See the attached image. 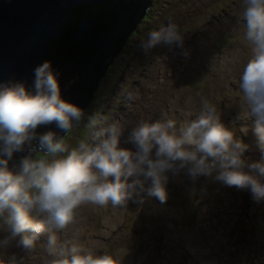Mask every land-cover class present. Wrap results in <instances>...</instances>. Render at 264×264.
<instances>
[{"label":"clouds","instance_id":"obj_1","mask_svg":"<svg viewBox=\"0 0 264 264\" xmlns=\"http://www.w3.org/2000/svg\"><path fill=\"white\" fill-rule=\"evenodd\" d=\"M238 7L246 22L243 35L250 55L235 94L241 117L255 118L264 147V0H239ZM161 44L183 49L184 36L175 23L149 31L141 47L147 54ZM57 76L44 61L34 69L31 91L22 82L0 84V250L28 252L47 232L46 243L40 245L49 257L47 264H117L113 255L81 245L79 230L63 241L55 230L64 233L77 224L84 205L122 208L143 191L166 202L169 172L184 173L193 181L211 177L225 186L250 190L257 202L264 200V161L245 158L249 146L224 126L207 99L201 98L199 110L189 111L188 119L179 124L167 113L137 123L127 140L135 151L120 147L125 128L119 122L99 127L94 116L88 119V138L70 147L65 138L79 126L84 112L62 98ZM53 123L64 137L53 131L37 134L39 126ZM34 140L36 156L23 157L18 171L10 169L14 153L31 147ZM3 264H24V257L10 251Z\"/></svg>","mask_w":264,"mask_h":264},{"label":"rangeland","instance_id":"obj_2","mask_svg":"<svg viewBox=\"0 0 264 264\" xmlns=\"http://www.w3.org/2000/svg\"><path fill=\"white\" fill-rule=\"evenodd\" d=\"M238 3L239 0H154L102 76L96 102L79 124L80 131L72 130L66 143L74 147L87 139L88 119L94 116L99 127L119 122L125 128L120 147L135 151L127 140L137 123L155 121L161 119L162 113H167L179 124L188 119L189 111H198L200 99L205 98L216 106L227 129L237 127L235 138L249 146L245 158L250 162L263 161L264 147L259 144L255 131L256 120L241 117L239 98L235 96L239 76L250 55L243 35L246 22L240 19ZM169 21L175 23L184 36L183 49L161 44L146 54L141 42L147 39L149 31ZM211 28L221 36L211 37ZM129 93H133L132 99L128 98ZM189 98L192 103H188ZM167 175L169 199L166 202L161 203L143 191L122 208L110 204L106 207L84 205L79 210L78 223L64 233L55 230L57 236L63 241L79 230L77 239L81 245L98 254L113 255L117 264H264V200L256 202L250 190L228 187L211 177H200L195 182L184 173ZM261 182L264 183V178ZM47 237V232L42 234L36 247L28 252L0 250V264L10 251L22 255L24 264H47L49 257L40 246L46 243Z\"/></svg>","mask_w":264,"mask_h":264},{"label":"water","instance_id":"obj_3","mask_svg":"<svg viewBox=\"0 0 264 264\" xmlns=\"http://www.w3.org/2000/svg\"><path fill=\"white\" fill-rule=\"evenodd\" d=\"M152 0H0V84L22 82L33 89L34 69L49 61L62 98L83 111L129 34L146 16ZM63 137L56 125H42ZM35 149V151H33ZM38 141L14 153L18 171Z\"/></svg>","mask_w":264,"mask_h":264},{"label":"bare ground","instance_id":"obj_4","mask_svg":"<svg viewBox=\"0 0 264 264\" xmlns=\"http://www.w3.org/2000/svg\"><path fill=\"white\" fill-rule=\"evenodd\" d=\"M208 29V28H207ZM134 31V30H133ZM206 34V33H205ZM225 34V33H224ZM218 36H221V34L220 33H218L217 31H216V29H214V28H211V37H213V38H215V37H218ZM123 48V47H122ZM121 50V49H120ZM193 50V49H192ZM194 52H197V51H195L194 50ZM248 53H250V52H248ZM245 54V53H244ZM234 55V54H233ZM246 57V56H245ZM248 58V57H247ZM239 59H240V57H239ZM240 62H242V61H240ZM223 63V62H222ZM223 72V71H222ZM213 75V74H212ZM230 77V76H229ZM101 81H102V79L100 80V82H99V84L97 85V87H96V89H95V91H94V93L93 94H96V90L102 85V83H101ZM232 81V80H231ZM233 85V84H232ZM93 94H92V97H93ZM189 94V93H188ZM229 94V93H228ZM187 96V95H186ZM225 96V95H224ZM236 96V95H235ZM220 98V97H219ZM228 103V102H227ZM188 108V107H187ZM184 109V108H183ZM236 109V108H235ZM239 110V109H238ZM232 119V118H231ZM234 120V119H233ZM249 123V122H248ZM231 124H232V122H231ZM236 128L237 127H235L234 128V126H233V128H232V132L234 133V136L237 134V132H236ZM256 128V127H255ZM252 129V128H251ZM248 132V131H247ZM237 137V136H236ZM241 138V137H240ZM246 139V138H245ZM251 139H253V138H251ZM248 141V140H247ZM247 141H246V143H247ZM250 141V140H249ZM250 143V142H249ZM254 144V143H253ZM258 145V144H257ZM254 146V145H253ZM261 149V148H260ZM261 153V152H260ZM256 154V153H255ZM257 157V156H256ZM264 157V156H263ZM263 161H264V159H263ZM174 176V175H173ZM179 176H180V174H179ZM185 177V176H184ZM187 178V177H186ZM186 178H184V179H186ZM189 178V177H188ZM179 179H181V178H179ZM200 180V179H199ZM180 181V180H179ZM189 181V180H188ZM204 181V180H203ZM182 182V181H181ZM196 182V181H195ZM193 183V182H192ZM168 184V183H167ZM175 184V183H174ZM180 184V183H179ZM183 184V183H182ZM199 184V183H198ZM202 184H203V182H202ZM206 183H204V185H205ZM181 185V184H180ZM186 185V184H185ZM189 185V184H188ZM203 185V186H204ZM179 186V185H178ZM202 186V187H203ZM215 186V185H214ZM176 187H177V185H176ZM195 188V187H194ZM198 188V187H197ZM207 188V187H206ZM174 189V188H173ZM182 189V187L180 188V190ZM192 189V188H191ZM225 189H227V188H225ZM176 190H179V189H177L176 188ZM184 190V189H183ZM188 190V189H187ZM242 190V189H241ZM182 191V190H181ZM185 191V190H184ZM190 191V190H189ZM207 191V190H206ZM206 191H204V192H206ZM226 191V190H225ZM188 192V191H187ZM200 192V191H199ZM171 193H173L172 191H171ZM176 193V192H175ZM179 193V192H178ZM181 193V192H180ZM185 193V192H184ZM189 193V192H188ZM188 193H186V194H188ZM196 193V192H195ZM203 193V192H202ZM142 194V193H141ZM146 194V193H145ZM168 194V193H167ZM208 194V193H207ZM173 195V194H172ZM180 195V194H179ZM190 195V194H189ZM211 195V194H210ZM141 196V195H140ZM182 196H183V194H182ZM185 196V195H184ZM183 196V197H184ZM193 196V195H192ZM151 197V196H150ZM169 197V196H168ZM189 197V196H188ZM187 197V198H188ZM202 197V196H201ZM135 198V197H134ZM190 198H191V196H190ZM195 198V197H194ZM221 198V197H220ZM147 199V198H146ZM153 199H154V197H153ZM169 199V198H168ZM184 199H186V198H184ZM176 200H178V199H176ZM207 200H209V199H207ZM136 201V200H135ZM146 201V200H145ZM153 201V200H152ZM171 201V200H170ZM188 201V200H187ZM186 201V202H187ZM194 201V200H193ZM252 201V200H251ZM139 202V201H138ZM141 202V201H140ZM169 202V201H168ZM206 202V201H205ZM204 202V203H205ZM254 202V201H253ZM257 202V201H256ZM172 203V202H171ZM186 204V203H185ZM131 205V204H130ZM135 204H133V206H134ZM138 205V204H137ZM146 205V204H145ZM182 205V204H181ZM155 206H156V204H155ZM158 206V205H157ZM184 206V205H183ZM206 206V205H205ZM132 207V206H131ZM181 207V206H180ZM226 207H227V205H226ZM252 207V206H251ZM128 208V207H127ZM151 208V207H150ZM192 208V207H191ZM197 208V207H196ZM208 208V207H207ZM155 209V208H154ZM166 209H167V207H166ZM166 209H164V210H166ZM171 209H172V207H171ZM170 209V210H171ZM178 209V208H177ZM183 209V208H182ZM211 209V208H210ZM159 210V209H158ZM189 210V209H188ZM187 210V211H188ZM228 210V209H227ZM147 211V210H146ZM150 211V210H149ZM182 211V210H181ZM186 211V212H187ZM240 211H242V210H240ZM260 211V210H259ZM167 212V211H166ZM195 212H196V210H195ZM213 212V211H212ZM173 213H174V211H173ZM177 213V212H176ZM183 213V212H182ZM257 213V212H256ZM260 213V212H259ZM132 214H134V213H132ZM148 214V213H147ZM156 214V213H155ZM167 214V213H166ZM181 214V213H180ZM190 214H192V213H190ZM230 214H231V212H230ZM241 214V213H240ZM258 214V213H257ZM264 214V213H263ZM160 215V214H159ZM174 215H175V213H174ZM183 215V214H182ZM186 215V214H185ZM199 215H200V213H199ZM209 215V214H208ZM128 216H130V215H128ZM148 216V215H147ZM155 216V215H154ZM157 216V215H156ZM168 216V215H167ZM169 216H170V214H169ZM132 217V216H131ZM177 217V216H176ZM233 217H234V215H233ZM238 217V216H237ZM150 218V217H149ZM162 218V217H161ZM180 218V217H179ZM188 218V217H187ZM229 218H231V217H229ZM256 218V217H255ZM159 219V218H158ZM169 219V218H168ZM184 219V218H183ZM196 219V218H195ZM143 220V219H142ZM157 220V219H156ZM203 220V219H202ZM259 220V219H258ZM264 220V219H263ZM92 221V220H91ZM96 221V220H95ZM129 221V220H128ZM152 221V220H151ZM173 221V220H172ZM207 221V220H206ZM218 221V220H217ZM86 222V221H85ZM88 222V221H87ZM170 222V221H169ZM264 222V221H263ZM133 223V222H132ZM138 223V222H137ZM176 223V222H175ZM182 223V222H181ZM184 223V222H183ZM185 223H188V222H185ZM191 224H192V222H190ZM214 223V222H213ZM225 223V222H224ZM231 223H232V221H231ZM262 223V222H261ZM164 224V223H163ZM116 225H117V223H116ZM116 225H115V227H116ZM184 225V224H183ZM190 225V224H189ZM188 225V226H189ZM202 225V224H201ZM214 225V224H213ZM234 225V224H233ZM87 226H89V225H87ZM113 226V225H112ZM177 226V225H176ZM180 226H182V225H180ZM220 226V225H219ZM128 227V226H127ZM133 227V226H132ZM154 227V226H153ZM202 227V226H201ZM200 227V228H201ZM218 227V226H217ZM156 228V227H155ZM256 228V227H255ZM90 229V228H89ZM126 229V228H125ZM131 229V228H130ZM169 229V228H168ZM175 229V228H174ZM190 229V228H189ZM254 229V228H253ZM257 229H258V227H257ZM101 230H103V229H101ZM158 230V229H157ZM182 230V229H181ZM185 230V229H184ZM192 231H193V229H191ZM203 230V229H202ZM107 231V230H106ZM127 231V230H126ZM167 231H169V230H167ZM221 231V230H220ZM254 231V230H253ZM97 231H95V233H96ZM108 232V231H107ZM117 232V231H116ZM158 232V231H157ZM211 232V231H210ZM223 232V231H222ZM227 232H228V230H227ZM264 232V231H263ZM119 233V232H118ZM121 233V232H120ZM131 233V232H130ZM159 233V232H158ZM179 233H182V232H179ZM258 233V232H257ZM86 234V233H85ZM127 234V233H126ZM135 234V233H134ZM162 234H164V233H162ZM172 234V233H171ZM237 234V233H236ZM239 234V233H238ZM253 234V233H252ZM256 234V233H255ZM118 235V234H117ZM116 235V236H117ZM145 235V234H144ZM168 235H169V233H168ZM202 235V234H201ZM200 235V236H201ZM230 235V234H229ZM90 236V235H89ZM99 236V235H98ZM108 236V235H107ZM186 236V235H185ZM121 237V236H120ZM147 237V236H146ZM195 237V236H194ZM193 237V238H194ZM91 238V237H90ZM123 238V237H122ZM167 238V237H166ZM93 240H95L94 238H92ZM98 239H100V238H98ZM165 239V238H164ZM196 239V238H195ZM47 240V239H46ZM91 240V239H90ZM97 240V239H96ZM186 240V239H185ZM204 240V239H203ZM259 240V239H258ZM257 240V241H258ZM109 241V240H108ZM111 241V240H110ZM146 241V240H145ZM207 241V240H206ZM254 241V239L252 240V242ZM104 243V242H103ZM178 243V242H177ZM214 243V242H213ZM84 244V243H83ZM88 244V243H87ZM173 244V243H172ZM254 244V243H253ZM104 245H105V243H104ZM126 245V244H125ZM171 245V244H170ZM218 245V244H217ZM131 246V245H130ZM164 246V245H163ZM173 246H175V245H173ZM143 247V246H142ZM151 247V246H150ZM217 247V246H216ZM137 248V247H136ZM180 248V247H179ZM212 248V247H211ZM99 249V248H98ZM109 249V248H108ZM126 249H128V248H126ZM208 249V248H207ZM124 250V249H123ZM240 250H241V248H240ZM98 251V250H97ZM117 251V250H116ZM149 251V250H148ZM214 251V250H213ZM119 252V251H118ZM143 252V251H142ZM232 252V251H231ZM236 252V251H235ZM100 253V252H99ZM152 253V252H151ZM161 253H162V251H161ZM189 253V252H188ZM203 253V252H202ZM212 253V252H211ZM220 253V252H219ZM97 254H98V252H97ZM115 254V253H114ZM139 254V253H138ZM143 254V253H142ZM244 254V253H243ZM115 255H117V254H115ZM131 255H132V253H131ZM130 255V256H131ZM148 255H149V253H148ZM166 255V254H165ZM185 255V254H184ZM205 255H206V253H205ZM164 256V255H163ZM121 257V256H120ZM168 257V256H167ZM197 257V256H196ZM203 257V256H202ZM225 257V256H224ZM124 258V257H123ZM133 258H135V257H133ZM194 258V257H193ZM215 258V257H214ZM254 258V257H253ZM168 259V258H167ZM203 259V258H202ZM201 259V260H202ZM212 259V258H211ZM236 259V258H235ZM234 259V260H235ZM251 260H252V257H251ZM135 261V260H134ZM159 261V260H158ZM174 261V260H173ZM181 261V260H180ZM203 261V260H202ZM209 261V260H208ZM241 261V260H240ZM255 261V260H254ZM260 261V260H259ZM121 262V261H120ZM160 262H163V260L162 261H160ZM176 262V261H175ZM242 262V261H241ZM134 263V262H133ZM167 263V262H166ZM172 263V262H171ZM174 263V262H173ZM235 263V262H234ZM248 263V262H247ZM144 264V263H143ZM163 264V263H162ZM168 264V263H167ZM179 264V263H178ZM236 264V263H235ZM239 264V263H238ZM249 264V263H248Z\"/></svg>","mask_w":264,"mask_h":264},{"label":"trees","instance_id":"obj_5","mask_svg":"<svg viewBox=\"0 0 264 264\" xmlns=\"http://www.w3.org/2000/svg\"><path fill=\"white\" fill-rule=\"evenodd\" d=\"M154 2V0H152L151 1V4H150V7H151V5H152V3ZM150 7H149V9H150ZM149 9H148V11H149ZM148 13V12H147ZM100 88V87H99ZM98 88V89H99ZM96 94H93V97H92V100L90 101V103L87 105V107L84 109V116H87L88 115V113L90 114V108H91V106L93 105V103L94 102H96L95 100H96V96H95ZM73 130H76V131H80V129L78 128V126H76V127H74L73 128ZM84 132V131H83ZM66 135V134H65ZM64 135V136H65ZM63 136V137H64ZM71 136V134H69L65 139H66V142H67V140L69 139V137ZM36 156V154H34L32 157L34 158Z\"/></svg>","mask_w":264,"mask_h":264}]
</instances>
